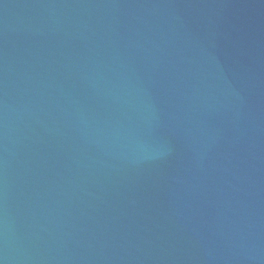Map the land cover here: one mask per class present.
I'll return each instance as SVG.
<instances>
[{"label": "water", "instance_id": "obj_1", "mask_svg": "<svg viewBox=\"0 0 264 264\" xmlns=\"http://www.w3.org/2000/svg\"><path fill=\"white\" fill-rule=\"evenodd\" d=\"M0 264H264V0H0Z\"/></svg>", "mask_w": 264, "mask_h": 264}]
</instances>
